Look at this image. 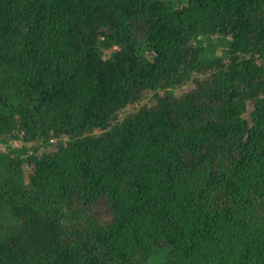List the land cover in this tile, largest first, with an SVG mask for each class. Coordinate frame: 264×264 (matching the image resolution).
<instances>
[{"label":"trees","instance_id":"16d2710c","mask_svg":"<svg viewBox=\"0 0 264 264\" xmlns=\"http://www.w3.org/2000/svg\"><path fill=\"white\" fill-rule=\"evenodd\" d=\"M19 140L0 264H264V0H0Z\"/></svg>","mask_w":264,"mask_h":264},{"label":"rangeland","instance_id":"374dc122","mask_svg":"<svg viewBox=\"0 0 264 264\" xmlns=\"http://www.w3.org/2000/svg\"><path fill=\"white\" fill-rule=\"evenodd\" d=\"M226 46H218L217 47V54L218 55H224V52L226 51ZM184 90H181V92ZM134 111L133 107H127L125 110H123L121 112L122 116L128 115L130 113H132ZM33 146V144H26L23 140H19L17 142H2L0 143V155L4 154L7 157H9L8 155H11L12 157H21V155L19 154V152L17 153L16 151L18 149H21V147H25L28 149V153L24 152L22 155L23 157H27L29 155H31L33 152H31V147ZM9 213L8 211H6V209L4 207H0V226H5V225H9L12 226L13 229H15L17 227L18 229V222L14 221L15 223H10L9 221ZM8 221V223L6 222ZM5 222L7 224H5ZM2 228L0 227V233L1 235H5L8 234L10 232V229L6 228L3 232L1 230Z\"/></svg>","mask_w":264,"mask_h":264}]
</instances>
